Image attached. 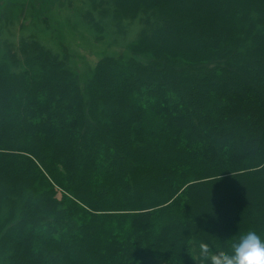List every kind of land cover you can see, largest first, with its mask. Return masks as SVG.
<instances>
[{"label":"trees","instance_id":"trees-1","mask_svg":"<svg viewBox=\"0 0 264 264\" xmlns=\"http://www.w3.org/2000/svg\"><path fill=\"white\" fill-rule=\"evenodd\" d=\"M115 1L147 25L83 86L35 41L0 69V264H201L200 241L264 236V0Z\"/></svg>","mask_w":264,"mask_h":264},{"label":"rangeland","instance_id":"rangeland-1","mask_svg":"<svg viewBox=\"0 0 264 264\" xmlns=\"http://www.w3.org/2000/svg\"><path fill=\"white\" fill-rule=\"evenodd\" d=\"M40 3L41 0H0L1 74H16L24 67L27 70L28 59L22 54V46L35 41L53 54L69 58L83 86L102 57L130 56V46L140 41L139 32L147 25L142 13L131 21L115 0H52L50 5L39 6ZM136 58L146 61L142 56ZM15 60H19L17 65Z\"/></svg>","mask_w":264,"mask_h":264},{"label":"clouds","instance_id":"clouds-1","mask_svg":"<svg viewBox=\"0 0 264 264\" xmlns=\"http://www.w3.org/2000/svg\"><path fill=\"white\" fill-rule=\"evenodd\" d=\"M198 255L201 264H264V236L249 229L231 240L227 249L216 250L200 241Z\"/></svg>","mask_w":264,"mask_h":264}]
</instances>
